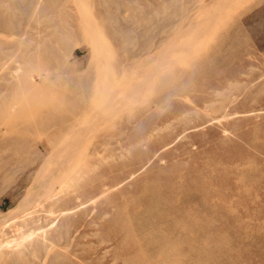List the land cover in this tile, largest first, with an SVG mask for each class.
I'll return each instance as SVG.
<instances>
[{"label":"rangeland","instance_id":"obj_1","mask_svg":"<svg viewBox=\"0 0 264 264\" xmlns=\"http://www.w3.org/2000/svg\"><path fill=\"white\" fill-rule=\"evenodd\" d=\"M0 264H264V0H0Z\"/></svg>","mask_w":264,"mask_h":264},{"label":"bare ground","instance_id":"obj_2","mask_svg":"<svg viewBox=\"0 0 264 264\" xmlns=\"http://www.w3.org/2000/svg\"><path fill=\"white\" fill-rule=\"evenodd\" d=\"M91 26V25H90ZM88 26V27H90ZM90 30H93V29H90ZM92 33V32H91ZM76 34V31L74 29H69L67 27H63V26H58V28L55 30V32L52 34V37L50 38L53 39L55 38L56 39V42L58 41V43H62L63 42V38L66 40V39H71V37H73L74 35ZM94 34V33H92ZM95 35V34H94ZM63 37V38H62ZM95 38V37H94ZM96 40V39H94ZM102 40V39H101ZM97 41V40H96ZM95 41V43H96ZM97 45V44H96ZM57 45H50L48 42L47 43H43L41 48L39 49V51L36 52V54H33L31 56H28L27 59H26V63L29 65V64H33V61L36 60V58L38 59H41V62H44L45 64L44 65H48V64H60V61L61 59H58V56H57ZM97 48V47H96ZM95 53V52H94ZM102 60V59H101ZM167 61V60H166ZM61 65V64H60ZM104 65V63H103ZM107 65V64H106ZM105 65V66H106ZM159 65V64H158ZM68 75L67 77H65V85L63 87L60 88V94L62 96H67L65 97V102H67V104H65V107L67 109H70V107L68 106L69 103L73 102V103H76L77 105L81 102H83V99L85 97V94L86 91H85V88L87 87V84L86 82H84L85 79H88V82H89V78L88 77H81V76H77V74L71 70L69 71L70 69L68 67H65L64 68ZM156 70V69H155ZM152 71V70H151ZM99 72V71H98ZM155 71H153L152 74H154ZM156 74V73H155ZM130 76V75H129ZM156 76V75H155ZM148 77V76H147ZM153 77V76H152ZM151 78V77H150ZM83 80V81H81ZM106 82V81H105ZM72 84L74 85V87H72ZM107 85V84H106ZM12 88V87H10ZM14 89V88H13ZM76 89H78V93H76ZM11 91V89H10ZM13 92V91H12ZM59 94V95H60ZM95 95V94H94ZM61 96V97H62ZM75 97L76 100L73 98ZM108 102H112L111 100L108 101ZM104 103V102H103ZM107 104V103H106ZM64 105V104H62ZM105 105V104H104ZM106 106V105H105ZM55 107H53V111H54ZM51 110V111H52ZM66 110V109H65ZM21 114V113H20ZM19 114V115H20ZM37 115H40V116H47L48 113H37ZM67 115V114H66ZM22 116H23V113H22ZM65 117V121H67V116H64ZM26 118V117H25ZM44 118V117H43ZM28 119H31V116H29ZM47 122H41L43 125H48L49 127H53V126H56L58 123L61 124V122L63 121H60V118L58 117L57 119H54V118H49L47 117ZM42 126V125H41ZM43 127V126H42ZM70 139L68 137V139L66 140V145H63L65 148H66V151L69 153V151L73 150V147H70L69 145V142H70ZM73 140V139H71ZM62 146V145H61ZM60 146V148H62ZM76 146V145H75ZM76 148V147H75Z\"/></svg>","mask_w":264,"mask_h":264}]
</instances>
